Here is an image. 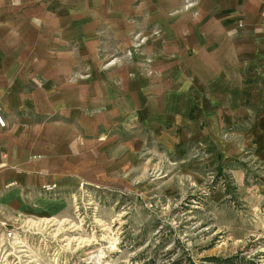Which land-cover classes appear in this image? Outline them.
Listing matches in <instances>:
<instances>
[{
    "label": "rangeland",
    "instance_id": "374dc122",
    "mask_svg": "<svg viewBox=\"0 0 264 264\" xmlns=\"http://www.w3.org/2000/svg\"><path fill=\"white\" fill-rule=\"evenodd\" d=\"M199 4L157 0L125 16L124 42L61 49L74 63L60 85L84 103L76 125L86 136L122 97L139 117L102 135L125 145L124 164L117 147L79 157L81 184L54 197L67 201L64 217L8 225L0 264H264V163L248 118H228L247 81L232 71L235 36L220 35Z\"/></svg>",
    "mask_w": 264,
    "mask_h": 264
},
{
    "label": "crops",
    "instance_id": "0c3cea01",
    "mask_svg": "<svg viewBox=\"0 0 264 264\" xmlns=\"http://www.w3.org/2000/svg\"><path fill=\"white\" fill-rule=\"evenodd\" d=\"M151 1L0 0V243L19 218L64 217L68 203L54 197L81 184L86 166L79 157L117 147L124 164L125 145L102 135L112 120L137 121L136 103L118 99L114 112L90 120L86 136L76 125L84 103L73 96L74 87L60 85L74 63V55L61 49L124 42L132 29L125 16L140 18L147 6L153 11L157 0ZM198 13H212L209 20L219 34L236 38L232 71H240L247 85L229 96L235 114L228 118L230 123L248 118L257 139L254 155L264 163V0H200ZM35 77L44 84L31 80ZM49 94L63 96L52 103ZM106 99L96 103L102 106ZM55 104L60 108L52 109ZM114 126L120 131V123ZM45 186H53L52 192H44Z\"/></svg>",
    "mask_w": 264,
    "mask_h": 264
},
{
    "label": "built area",
    "instance_id": "2783aa9c",
    "mask_svg": "<svg viewBox=\"0 0 264 264\" xmlns=\"http://www.w3.org/2000/svg\"><path fill=\"white\" fill-rule=\"evenodd\" d=\"M4 126V120H3V117H2V115H1V111H0V128H2ZM43 190H44V192H46V193H50V192H52V190H53V186H45L44 188H43ZM5 237L6 238H9L10 237V233H6L5 234Z\"/></svg>",
    "mask_w": 264,
    "mask_h": 264
}]
</instances>
